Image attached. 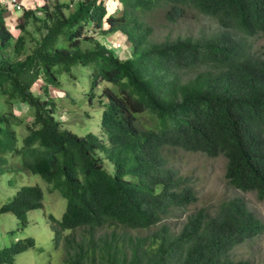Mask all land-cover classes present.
<instances>
[{
  "label": "trees",
  "instance_id": "obj_1",
  "mask_svg": "<svg viewBox=\"0 0 264 264\" xmlns=\"http://www.w3.org/2000/svg\"><path fill=\"white\" fill-rule=\"evenodd\" d=\"M120 1V13L107 19L106 0H79L75 10L73 1L25 9L17 38L0 5V177L29 171L66 199L61 218L50 213L63 264H255L232 254L264 230L243 197L213 210L197 207L179 230L164 222L199 202L190 178L169 165V147L224 156L227 183L264 201V54L248 42L264 34V0ZM162 11L173 23L195 11L218 30L156 40L146 15ZM92 23L103 35H127L132 56L122 59L89 37ZM87 41L94 45L83 47ZM87 68L104 137L65 128L50 96L65 74L81 80ZM40 79L43 94L32 89ZM18 102L29 105L32 121L13 111ZM145 113L156 125L141 121ZM44 200L41 185L22 186L0 215L14 214L22 229ZM160 224L145 238L118 232ZM34 246L31 236L4 246L0 264H13Z\"/></svg>",
  "mask_w": 264,
  "mask_h": 264
},
{
  "label": "rangeland",
  "instance_id": "obj_2",
  "mask_svg": "<svg viewBox=\"0 0 264 264\" xmlns=\"http://www.w3.org/2000/svg\"><path fill=\"white\" fill-rule=\"evenodd\" d=\"M5 5H12L14 0H0ZM23 3V9H35L36 7H44L50 5L53 7L56 3H72V9L78 7L77 0H18ZM75 1V2H74ZM108 8H113L116 3L114 0L108 1ZM22 11L15 10L13 12L5 10L4 17L8 28L15 34H22L19 29L20 23L24 21L21 16ZM16 11H19V17L16 16ZM69 13V9L64 10ZM13 15L14 20L11 22L9 15ZM119 14L114 11L112 14ZM106 14L105 18L107 19ZM16 19V20H15ZM146 20L154 29L152 36L156 40H163L166 37L175 38L181 36H199L207 35L218 30L216 22L202 14H197L195 11L190 12L188 17L179 19L176 23L168 21L164 12H149L146 15ZM29 30L34 31L36 26L29 25ZM104 29L108 28L105 24ZM87 29V35L94 39H99L102 42H107L112 46L117 56L126 58L131 54L130 47L132 44L123 37L124 35L116 34L104 38L103 33L95 27L92 23ZM41 34L36 33L35 37L40 38ZM16 38V37H15ZM252 51L264 54V34H260L248 39ZM120 45V47L117 46ZM94 42L87 41L83 43V47H92ZM121 51L123 52L121 54ZM80 67V66H79ZM76 68V73H79L80 68ZM90 76L91 70L89 68L84 70L83 79H73L65 74L63 78L65 81L58 88L50 87V96L56 101L58 105L57 118L63 123L64 127L71 129L79 135H85L88 132H93L101 137L105 134L101 129L102 105L99 103L98 95L90 102ZM185 79V77H184ZM45 83L42 79L38 80L34 86L35 93L43 94L42 87ZM100 86V85H99ZM96 93H98L96 91ZM4 99L0 98V104H3ZM13 111L18 117H23L27 121H32V111L27 104L15 103ZM6 110V108H5ZM141 121L147 125H156V117L150 118L149 113H145L141 117ZM18 134L24 133V127L17 128ZM169 156V165L179 170L183 175L190 178L192 185L199 194V202L191 207V211H185L181 217L169 218L164 223H167L173 229L179 230L186 220L189 213L201 206H207L209 209H215V206L222 200L230 199L236 196L243 197L249 208L264 224V201L260 200L255 193L243 192L237 188H233L227 183L225 178L227 160L224 156L210 157L206 154L197 152H189L182 149H175L173 147L167 148ZM13 158L6 167L10 169ZM107 168L114 170L113 164L106 163ZM39 184L45 191V207L42 209L32 210L28 214L29 223L26 227L19 228L18 220L12 213H3L0 215V249L6 245H11L18 238L33 237L36 241V246L17 255V259L13 264H63V256L61 250L54 248V232L49 222L50 213H53L57 218H61L67 205L66 199L58 190L48 192L47 186L49 184L43 180L40 175L33 174L29 171L13 172L9 176L0 177V206L14 196L16 191L25 185ZM161 227V224L151 229L130 230L127 228H118L120 236H139L145 238L154 233L155 229ZM234 258L250 260L255 264L264 263V230L256 237L248 239L244 243L238 245L233 253Z\"/></svg>",
  "mask_w": 264,
  "mask_h": 264
},
{
  "label": "clouds",
  "instance_id": "obj_3",
  "mask_svg": "<svg viewBox=\"0 0 264 264\" xmlns=\"http://www.w3.org/2000/svg\"><path fill=\"white\" fill-rule=\"evenodd\" d=\"M78 1V3H79V0H77ZM108 1L109 0H106V2H105V6H106V10H107V15L108 16H110V15H114V14H112L114 11H118L119 9H121V8H123V4L121 3V1L120 0H114V1H116V3H119V4H117V5H114V7L113 8H108ZM75 2V1H74ZM10 4H12V5H5L4 3H2V1H0V5L5 9V10H8V11H11V12H13V11H15V10H18V9H20L19 11H22V9L24 8V6L25 5H23V3H20L18 0H14L13 1V3H10ZM73 4V3H72ZM71 4V5H72ZM15 5H21V8H18V7H16ZM37 8H40V7H36L35 9H37ZM27 9V8H26ZM25 9H23V11H24ZM18 11V12H19ZM116 14V13H115ZM10 16H12L11 15V13H10V15H9V17ZM22 17H23V12H22V15H21ZM214 20V19H213ZM215 21V20H214ZM216 22V21H215ZM6 24H7V22H6ZM20 29V28H19ZM12 32V31H11ZM89 32V31H88ZM13 33V32H12ZM21 34V33H20ZM116 34H121V35H124L123 37H125L131 44H132V42L129 40V38H128V36L127 35H125V34H123V33H121L120 31L119 32H117V33H115L114 35H116ZM13 35H14V37H18L19 35H15L14 33H13ZM113 34H108V35H102L104 38H107L108 36H112ZM102 42V41H101ZM108 42V41H107ZM106 41L105 42H103L104 44H106L108 47H109V49H112V50H114L113 49V47L112 46H110V45H108V43H107ZM117 46L118 47H120V45H118L117 44ZM115 51V50H114ZM130 51H131V54H129L126 58H129V57H131L132 56V47H130ZM123 52L121 51V54H122ZM115 54H117V51L115 52ZM120 58H122L120 55H118ZM126 58H122V59H126ZM23 104H25V103H23ZM27 104V103H26ZM28 105V104H27ZM29 106V105H28ZM109 163V162H108ZM106 167H107V165H106ZM108 169V168H107ZM109 170H111V169H109ZM49 192V191H48ZM51 193V192H50ZM44 204H45V200H44ZM44 207H45V205H44ZM43 207V208H44ZM42 208V209H43ZM65 210H66V208H65ZM64 210V211H65ZM53 214V213H52ZM63 215V214H62ZM62 217V216H61ZM49 222H50V219H49ZM51 223V222H50ZM22 238H24V237H22ZM19 239H21V238H18V240ZM16 242V241H15ZM54 248L57 250V248L55 247V244H54ZM2 249V248H1ZM0 249V250H1Z\"/></svg>",
  "mask_w": 264,
  "mask_h": 264
},
{
  "label": "crops",
  "instance_id": "obj_4",
  "mask_svg": "<svg viewBox=\"0 0 264 264\" xmlns=\"http://www.w3.org/2000/svg\"><path fill=\"white\" fill-rule=\"evenodd\" d=\"M16 16H17V18L20 16L18 11H16ZM10 18H12V19H11V22H12V21L14 20L13 15H12ZM15 20H16V19H15ZM17 35H18V34H17Z\"/></svg>",
  "mask_w": 264,
  "mask_h": 264
},
{
  "label": "built area",
  "instance_id": "obj_5",
  "mask_svg": "<svg viewBox=\"0 0 264 264\" xmlns=\"http://www.w3.org/2000/svg\"><path fill=\"white\" fill-rule=\"evenodd\" d=\"M16 7H18V8H21V5H15Z\"/></svg>",
  "mask_w": 264,
  "mask_h": 264
}]
</instances>
